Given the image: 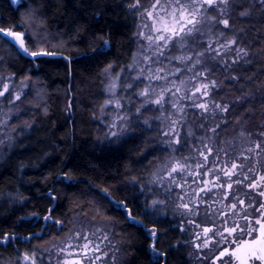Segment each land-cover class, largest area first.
I'll use <instances>...</instances> for the list:
<instances>
[{"label": "snow or ice", "instance_id": "obj_1", "mask_svg": "<svg viewBox=\"0 0 264 264\" xmlns=\"http://www.w3.org/2000/svg\"><path fill=\"white\" fill-rule=\"evenodd\" d=\"M10 2L24 11L13 23H0V48L7 50L8 57H27L32 66L28 71L35 75L34 69L48 62L47 58L60 55L53 49L65 41L51 34L39 9L31 4L25 7L23 0ZM127 11L136 19L132 34L136 48L130 62L115 76L113 63L101 70L102 94L107 98L99 106L98 119L104 129L103 140L109 144L126 142L136 135L135 129H140L142 136L153 124L158 126L159 140L145 141L152 147L145 149L142 158L153 155L159 164L147 177L128 181L136 193L134 198L144 197V219L153 227H145L126 201L113 200L107 190L86 223L88 212L83 208L64 219H54L53 209H49L43 216L45 226L69 233L60 242L62 246L54 244L56 264H108L114 231L109 225L116 221L104 220L108 213L105 200L152 240L145 250L148 264H161L166 258V253L159 251L160 232L155 225L163 223L169 208L174 218L179 216L191 226L187 243L200 264H264V121L258 125L261 131H250L247 125L256 115L252 107L257 93L264 107V43H259L264 35L257 33L251 38L249 29L237 27L254 23L256 12L264 19V0H148L147 5L131 0ZM82 42L79 62L99 65L111 54L108 39L96 43L82 38ZM256 46L258 52L252 50ZM5 62L6 57L0 54V63ZM217 75L223 80L215 78ZM25 80L14 93L3 83L0 99L11 106L22 101L28 95L24 89L32 86L31 76ZM225 88L239 95L217 100ZM148 111L152 117L144 116ZM13 116L10 107L0 119V127L7 129ZM190 118L198 122L202 135H195ZM229 129L236 134L225 140ZM25 130L13 128L0 144ZM186 148L189 155H182ZM64 178L72 180L68 173ZM30 220L20 217L19 223ZM178 230L183 234L188 229L182 224ZM32 236L42 238L43 229ZM11 239L21 238L3 236L5 242ZM177 246L183 244L178 241ZM39 251L21 253L16 264H45L37 255ZM114 260L113 256V264Z\"/></svg>", "mask_w": 264, "mask_h": 264}, {"label": "trees", "instance_id": "obj_2", "mask_svg": "<svg viewBox=\"0 0 264 264\" xmlns=\"http://www.w3.org/2000/svg\"><path fill=\"white\" fill-rule=\"evenodd\" d=\"M130 2L23 0L25 7L31 4L39 9L51 34L65 43L53 49L60 55L47 58L48 62L34 69L35 75L28 71L32 67L27 63L28 58L8 57L7 50L0 48V54L6 57V62L0 63V71L16 79L31 76L36 84V91L32 90L25 98L32 110L24 117L33 127L17 139L13 149L0 161V259L14 258L22 250L68 231L58 232L45 226L43 216L49 209H53L54 219H64L65 215L74 217L83 208L88 212L86 217L91 219V209L105 195V190L113 200L126 201L132 214L143 220L145 227H153L144 219V199L142 196L134 198L136 193L128 181L147 177L159 164L153 155L142 158L145 149H150L158 138L152 131H144L141 136V130L135 129L136 135L126 142L101 143L97 140L98 129L94 121L103 99L101 70L108 63H113L115 68L128 64L135 49L132 42L135 22L127 11ZM142 3L147 4L148 0H142ZM23 11L24 7L17 10L10 0H0V23H13ZM253 21L237 27L249 29L251 38H256L257 33L264 35V19L258 12L254 13ZM82 38L96 43L108 39L112 45L111 54L99 65L79 62L77 53L84 50ZM252 50L258 52L259 47ZM215 78L223 80L219 75ZM236 95L239 93L225 88L216 99ZM252 111L256 115L247 123L250 129L256 130L257 123L264 119L260 115L264 107L260 104L259 93L253 101ZM228 136L229 133L224 137ZM64 173L72 180L65 179ZM103 203L108 207L104 220L116 221L111 227H114L113 234L119 243L121 264H148L145 250L152 240L132 221L126 220L116 205L109 206L106 200ZM25 216L31 220L19 223V218ZM162 220L163 223L155 225L160 232L159 251L166 253L161 264H191L183 234L170 220ZM42 229V238L32 236ZM4 235L21 239L5 242ZM22 238H29L31 242ZM178 241L183 246H177Z\"/></svg>", "mask_w": 264, "mask_h": 264}, {"label": "rangeland", "instance_id": "obj_3", "mask_svg": "<svg viewBox=\"0 0 264 264\" xmlns=\"http://www.w3.org/2000/svg\"><path fill=\"white\" fill-rule=\"evenodd\" d=\"M145 5H147V4H145ZM131 15H132V17L134 19V22H135V31H136V19H135V17H134L133 14H131ZM135 48H136V45H135ZM134 51H135V49H134ZM120 70H121V68H114L112 75L115 76L117 73L120 72ZM9 77H14V76H12L10 74H7V73H5L3 71H0V88H2V84L3 83H8L9 84L10 91H12L14 93V92L20 90V87H21V83L22 82L27 83V81L25 80V78L16 79L14 77L13 79H7ZM102 80H103V77H102ZM104 83H107V81H104ZM101 87H102V81H101ZM32 90L33 91H36V84L34 83L33 80H32V86L30 88L24 89V91L27 92L28 95H26L25 97H23L22 98V101H18L15 106H11V105H9L7 103L6 100L0 99V119H3L4 118V113H7L9 111V108L10 107H11L12 112L14 114L13 119L8 122V128L7 129H5L3 127H0V139H6V134L9 133V132H11V130L13 128H16L18 126H21V127H25L26 128V130L24 131V133H26L29 130V128L26 127L29 124L26 122L24 116H26L28 110L29 111L32 110V106L30 107L26 103L25 98L26 97H29V95H30V93H31ZM5 95L7 96L8 94L6 93ZM121 95H123V93H121ZM128 95H131V93H129ZM37 97H38V99H40L41 98V95H39V96L37 95ZM106 98H107L106 95L103 94V99H102L100 105L103 103L104 99H106ZM135 103L138 104L139 101H136ZM109 112H110V110H109ZM21 113H22V115H20L18 119L15 118L16 114H21ZM99 115H100V112H99V107H98L97 114L95 115V118H94V121L97 124V129H98L97 140L99 142H101V143H108V142H106V141L103 140V132H104V129H103V127H102V125H101V123H100V121L98 119L99 118ZM144 116L145 117H152L153 116V113L151 111H148V112H145L144 113ZM263 121H264V119H263ZM106 122L107 121H105V123ZM247 122H250V120H248ZM260 123L261 122H258L257 123V128H256L257 131H261V129L258 127V125ZM197 124H198V122H194L190 118V120H189V126L192 127V129L195 132V135L196 136H200V135H202V133L197 129ZM247 125L249 127V124L248 123H247ZM157 127H158L157 125L153 124V127H152V130L151 131L156 135V137L159 140V136H158V133L156 131V128ZM185 130H187V126H186V129ZM249 130L250 131H256V130H254L252 128L251 129L249 128ZM228 133H229V136L227 138L224 137L225 140L230 139L232 136H234L236 134V132L234 130L229 131ZM20 136L21 135H17L14 138V140H12V141H6V143L0 144V161H2L3 158L7 155V153H9L13 149V147L15 145V142L17 141V139ZM9 143H11V147H9ZM181 154L182 155H189V152H188L187 148ZM142 198L144 199V197H142ZM89 219L90 218L85 217L84 218V223H86L87 220H89ZM162 219L170 220L177 227H179L180 225L183 224L188 229L187 231H185L183 233V236L185 238L186 246H187V248L189 250V258H190L191 264H200L199 260L196 258V255L193 252V249L187 243L189 237L192 235V228H191V226H188L187 225V222L185 220H183L182 218H180L179 216H176L174 218L173 217V212H172L171 208H169L167 210V215L165 217H163ZM109 227H111V225H109ZM68 234L69 233L67 231L66 233H64V234H62L60 236L52 237V238L47 239L46 241H43V242H40V243H36V244L32 245V247L30 249H24V250H22L19 253V255L21 253L25 252V251L31 252L33 249H40L41 251H39L37 253V255L43 259V261L45 262V264H48V262H51V264H56V261H57V253H56V248L54 247V244L59 245V246H62V245H60V242L61 241H65V239L68 236ZM45 249H47L49 251H44ZM108 251L110 252L108 264H113V261H112V257L113 256L115 258L114 264H121L122 263V256H121V252H120L119 243L115 239V236L113 234V231L111 232V244L108 246ZM18 256L14 257V258H2V259H0V264H16V258Z\"/></svg>", "mask_w": 264, "mask_h": 264}, {"label": "water", "instance_id": "obj_4", "mask_svg": "<svg viewBox=\"0 0 264 264\" xmlns=\"http://www.w3.org/2000/svg\"><path fill=\"white\" fill-rule=\"evenodd\" d=\"M25 58H27V57H25Z\"/></svg>", "mask_w": 264, "mask_h": 264}]
</instances>
